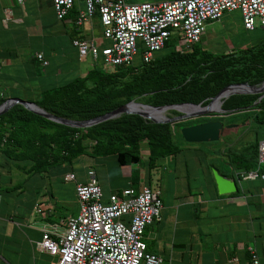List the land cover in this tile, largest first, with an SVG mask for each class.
Listing matches in <instances>:
<instances>
[{"label":"crops","instance_id":"1","mask_svg":"<svg viewBox=\"0 0 264 264\" xmlns=\"http://www.w3.org/2000/svg\"><path fill=\"white\" fill-rule=\"evenodd\" d=\"M83 2L73 0L68 11L57 18L51 0H0V95L32 100L41 90L79 76L94 65L89 55L79 56L71 43L75 36L106 42L97 12L81 24L75 23ZM211 22H206L200 39ZM36 52L46 63L35 57ZM230 131L204 148L184 145L175 156L161 157L149 169L144 158L134 163L110 159L105 165L106 157L91 156L79 159L82 172L66 179L72 166L61 162L53 172V192L44 187L43 180L51 166L37 175L12 180L13 171L20 170L0 156V184L6 185L0 191V264H55V255L39 249L37 241L42 227L54 225L57 231L65 227L67 216L73 213L62 214L66 209L62 202L69 196L76 201L74 185L86 180V167L94 171L103 197L127 186L137 191L143 184L158 185L160 212L144 227L143 240L147 251L160 256V264H171L175 258L188 264H252L248 245L254 246L256 231H264V177L234 179L228 175L224 150L230 143L239 148L240 134L236 129ZM185 151L186 155L178 157ZM212 168L232 178L235 190L219 193ZM254 248L259 264H264L263 246L260 252Z\"/></svg>","mask_w":264,"mask_h":264},{"label":"trees","instance_id":"2","mask_svg":"<svg viewBox=\"0 0 264 264\" xmlns=\"http://www.w3.org/2000/svg\"><path fill=\"white\" fill-rule=\"evenodd\" d=\"M98 15V14H97ZM99 19V18H98ZM200 40L180 48L168 38L150 61L118 65L106 70L93 65L85 73L39 92L32 99L56 115L84 119L108 111L130 99L151 105L178 102L205 104L221 87L232 82L251 84L264 80V36L252 44L228 51H212ZM232 93L222 100L225 112H209L168 122H154L137 113H121L86 127L63 124L14 103L0 113V156L24 174L42 173L48 167L86 152L113 154L118 163H134L144 154L147 169L159 158L175 156L185 141L179 128L183 125L220 119L223 123L244 122L252 137L224 150L232 178L240 172L256 169L264 173V163L257 160V145L264 138V94ZM0 95V103L4 100ZM168 112L177 114L174 109ZM179 134L184 142L176 139ZM221 139V138H220ZM229 141V140H228ZM203 141V143H218ZM217 153L218 149L213 150ZM6 185L0 184V191Z\"/></svg>","mask_w":264,"mask_h":264},{"label":"built area","instance_id":"3","mask_svg":"<svg viewBox=\"0 0 264 264\" xmlns=\"http://www.w3.org/2000/svg\"><path fill=\"white\" fill-rule=\"evenodd\" d=\"M21 2L22 0H17ZM54 14L61 18L73 0H51ZM75 23L81 24L97 12L103 44L93 39L72 37L79 56L89 55L106 70L130 64L133 55L150 61L154 52L168 38L178 42L176 48L198 41L206 22L218 19L223 10L238 9L244 28H264V0H158L125 2L124 0H84ZM35 57L46 63L40 52ZM257 160L264 163V138L257 145ZM253 178L256 169L240 172ZM264 177V173L259 174ZM68 173L65 178H72ZM86 180L76 182L74 192L77 212L67 216L65 227H42L37 247L55 255V264H160L161 258L146 250L144 227L158 217L160 189L156 183L143 184L135 191L123 187L103 197L91 168ZM54 226V227H53ZM252 264H259L253 245H248Z\"/></svg>","mask_w":264,"mask_h":264},{"label":"water","instance_id":"4","mask_svg":"<svg viewBox=\"0 0 264 264\" xmlns=\"http://www.w3.org/2000/svg\"><path fill=\"white\" fill-rule=\"evenodd\" d=\"M255 92L260 93L259 97L264 94V80L257 84H251L246 81L228 83L212 95L205 104H201L200 102L193 103L185 101L162 105H151L142 101L130 99L108 111L84 119H74L56 115L46 111L32 100L10 96L6 97L0 103V113L5 111L12 104L20 103L25 108L46 118L76 127H86L102 120L118 116L121 113H137L143 118L154 122H168L185 117L206 114L209 112H225L226 110L221 107V103L222 100L229 94ZM168 109H174L178 113L173 115L164 113V111ZM233 125H236V123H223L220 119H209L183 125L179 128V132L182 138L187 142L214 141L219 138L224 128H228ZM211 173L219 193H227L235 190L236 185L232 178L221 174L214 168L211 169Z\"/></svg>","mask_w":264,"mask_h":264},{"label":"rangeland","instance_id":"5","mask_svg":"<svg viewBox=\"0 0 264 264\" xmlns=\"http://www.w3.org/2000/svg\"><path fill=\"white\" fill-rule=\"evenodd\" d=\"M262 36H264V28L262 27L256 26L253 29H246L243 27L242 22H241L240 12L238 9L223 10L218 19L212 20V22L207 25L204 38L200 40V44L202 47H205L212 51H228L231 49H237V48L248 46L252 44L254 41H256L257 39L261 38ZM177 44L178 42L176 41L175 45ZM166 50L167 48H161L158 52L163 53ZM139 62H140V56H139V53L137 52L136 54L133 55L131 63L136 65ZM94 65L100 66L99 60L94 61ZM168 110H165L164 113L171 115V113L168 112ZM246 124H247V121H244L241 124H239L240 127L231 126L228 128H224L222 131V134L220 135V138L224 139L225 132H228L230 130H231L230 132H232L234 129H236L237 133L240 132L238 136L237 144H241L244 140H248L249 138L252 137V132L249 129H247V127L244 128ZM176 139L180 143L184 142V140H182L179 134L177 133H176ZM192 145H198L201 148H204L207 144L203 143V141H200V142H193ZM185 153L186 151L181 152V154H179L178 157H182L183 155H186ZM91 156L101 157L102 155H95V154H91L90 152H86V153L79 155L77 158L75 157L72 160L64 161L63 164H70L72 167L68 168V166H66L65 169L68 168V170H70L73 174L77 176L79 174V171L81 170L80 172H82L83 170V168L80 165V163L82 164L83 162H81L79 159H82L83 161H85L86 159L91 158ZM103 157H106V158H103L105 159L103 160L105 165L111 162L110 159H115V156L113 154L103 155ZM142 158H144L143 153L141 155V159ZM59 166L58 165L51 166L49 168L51 170L48 174L49 176L45 175L43 177L44 187H51L53 189L52 192L56 190L55 184H53L54 178L52 179L53 174H54L53 172H55L59 168ZM86 170H87V167H86ZM35 174L37 175L39 173H34V175ZM85 175H86V171H85ZM12 176L14 177L12 178V180H19L23 177H26V174L22 173L21 171H17V172L13 171ZM58 177L60 178L61 175L60 176L58 175ZM31 178L32 177H30L29 181L32 180ZM58 180L60 181V179ZM65 195L67 196L68 193L66 192ZM62 204H65L64 206L66 207V209H63L61 211L62 214H68L70 210L73 214L77 212L78 203L77 201H75V199H73L72 196H69L67 198L64 197ZM252 243L254 244V246H256L259 252L260 250H262L261 246H263V249H264V231L263 230L256 231V236L252 238ZM262 259L264 261V257ZM164 264H167V262L164 261ZM171 264H188V263H186L183 260H180V258H175L171 262ZM190 264H193L192 261Z\"/></svg>","mask_w":264,"mask_h":264},{"label":"flooded vegetation","instance_id":"6","mask_svg":"<svg viewBox=\"0 0 264 264\" xmlns=\"http://www.w3.org/2000/svg\"><path fill=\"white\" fill-rule=\"evenodd\" d=\"M236 123V125H233V126H238V127H240V125L239 124H241L242 122H235Z\"/></svg>","mask_w":264,"mask_h":264}]
</instances>
